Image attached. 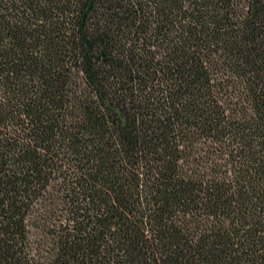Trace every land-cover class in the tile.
<instances>
[{"label":"trees","instance_id":"1","mask_svg":"<svg viewBox=\"0 0 264 264\" xmlns=\"http://www.w3.org/2000/svg\"><path fill=\"white\" fill-rule=\"evenodd\" d=\"M0 264H264V0H0Z\"/></svg>","mask_w":264,"mask_h":264}]
</instances>
